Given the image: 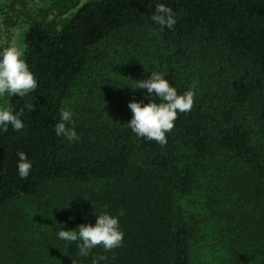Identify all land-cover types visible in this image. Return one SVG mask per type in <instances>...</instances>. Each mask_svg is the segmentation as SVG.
I'll use <instances>...</instances> for the list:
<instances>
[{
  "label": "trees",
  "instance_id": "obj_1",
  "mask_svg": "<svg viewBox=\"0 0 264 264\" xmlns=\"http://www.w3.org/2000/svg\"><path fill=\"white\" fill-rule=\"evenodd\" d=\"M9 1L37 88L3 103L24 128L0 132V208L43 192L61 204L55 222L0 234V264H264V0ZM160 3L172 29L151 20ZM153 71L195 92L164 146L126 125L128 103L151 99L135 81ZM62 109L79 140L54 134ZM104 212L122 246L84 257L57 239Z\"/></svg>",
  "mask_w": 264,
  "mask_h": 264
},
{
  "label": "clouds",
  "instance_id": "obj_2",
  "mask_svg": "<svg viewBox=\"0 0 264 264\" xmlns=\"http://www.w3.org/2000/svg\"><path fill=\"white\" fill-rule=\"evenodd\" d=\"M176 14L173 9L163 3L156 4L151 20L163 30L165 27L172 29L176 23ZM165 75L153 71L147 79L135 81L132 89H145L151 99L148 103L142 101H130L127 107L131 110V119L127 127L137 137L145 140H154L160 146L167 144L166 134L171 132L178 113H187L191 110L195 92L192 89L178 94L170 85ZM37 88V80L29 70V66L23 58V52L16 46L0 48V97L18 96L25 97ZM155 96L160 101L154 102ZM29 111L33 109L31 104L26 106ZM23 110L14 112L11 106H0V132H7L9 126L13 131H20L24 123L20 118ZM53 132L57 137H63L69 143L79 140L75 131L73 112L71 109H62L59 120L53 125ZM18 160L16 168L18 176L25 179L29 176L32 162L22 151L16 153ZM124 233L120 229L117 215L107 212L95 215L94 224H80L75 229L60 230L57 239L75 242L81 256L87 257L90 251L99 246L105 251L122 246ZM105 260L104 256H98L92 260V264H100Z\"/></svg>",
  "mask_w": 264,
  "mask_h": 264
},
{
  "label": "rangeland",
  "instance_id": "obj_3",
  "mask_svg": "<svg viewBox=\"0 0 264 264\" xmlns=\"http://www.w3.org/2000/svg\"><path fill=\"white\" fill-rule=\"evenodd\" d=\"M87 0H82V3ZM24 15L19 8L13 10L9 0H0V48L16 46L23 52L22 39L26 29ZM53 18H46L47 21ZM5 97H0L3 106ZM60 201L50 192H43L37 197H25L12 200L5 207L0 208V234L2 237L23 229L29 224L33 230L45 222H55L56 207ZM49 219V220H48ZM9 230V231H7ZM16 234V233H15ZM228 256H218L223 260Z\"/></svg>",
  "mask_w": 264,
  "mask_h": 264
}]
</instances>
